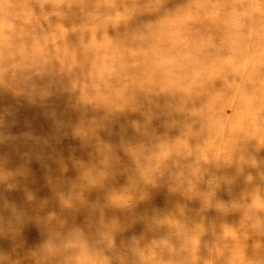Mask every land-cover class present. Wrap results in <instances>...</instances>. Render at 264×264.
Masks as SVG:
<instances>
[{
	"label": "rangeland",
	"instance_id": "rangeland-1",
	"mask_svg": "<svg viewBox=\"0 0 264 264\" xmlns=\"http://www.w3.org/2000/svg\"><path fill=\"white\" fill-rule=\"evenodd\" d=\"M31 82L46 93L35 102L20 94ZM92 120L105 125L99 135L121 169L132 166L121 142L144 143L134 150L137 172L158 183L135 209L144 219L115 237L117 248L138 239L136 264H248L264 250L250 220L264 219V0H0V180L15 174L0 198L29 215L60 214L49 179L69 193V158L95 155L72 131ZM126 185L118 173L105 191ZM103 197L94 190L89 203ZM130 199L127 190L114 196ZM105 211L106 221L125 222ZM155 212L171 215L163 222L184 234L181 246L147 231ZM62 218L87 230L83 210ZM21 239L14 258L42 237L28 223ZM0 249L12 242L0 238Z\"/></svg>",
	"mask_w": 264,
	"mask_h": 264
},
{
	"label": "clouds",
	"instance_id": "clouds-1",
	"mask_svg": "<svg viewBox=\"0 0 264 264\" xmlns=\"http://www.w3.org/2000/svg\"><path fill=\"white\" fill-rule=\"evenodd\" d=\"M20 94L26 95L31 102H35L37 96L46 95L32 82ZM98 125L100 123L92 120L85 127L82 121L72 131L73 138L78 139L82 147L92 148L95 155L90 153L88 161L77 159L75 156L69 158L77 173L75 181H67L69 193L65 195L63 184L53 185L52 180L49 179L53 194L60 204V214L53 212L43 217L29 215L26 210L19 208L14 202L0 198L3 199V203L0 204V238H7L12 242L10 252L0 249V264H136L133 241L138 239L133 237L127 245L122 244L120 248H117L115 237L118 233L127 231L137 219H144L136 216L135 209L139 203L150 198L148 187H158V183H145L137 172L134 150L144 143L121 142L119 152H122L132 165L121 169L122 161L117 148L103 141L99 135V132L107 130L105 125L103 123L102 126ZM133 127L140 131L134 125ZM78 129L86 131L87 136L77 135ZM3 139L4 137L0 136V142ZM59 163L62 173H66L67 165L63 160ZM118 173L126 176L127 185L120 188H109L105 191L106 185L113 181ZM13 175L15 174H12L6 181L0 180V184L5 185L9 191L15 187L14 184L9 183ZM94 190L104 192V205L98 201L89 203V194ZM126 190L131 197L128 204L117 203L114 196ZM169 191L176 193L170 189ZM70 198L71 207H65L64 200ZM29 199H34V197L29 195ZM106 209L119 210L126 214L125 222H121L116 216L106 221ZM82 210L88 215L87 230L75 224L68 226L66 219L62 218L66 211L75 214ZM97 215L98 220L93 225L92 218ZM169 216L171 215L167 213L155 212L147 221V231L155 233L157 238L169 245L179 247L183 244L185 236L163 222L165 217ZM174 218L186 222L182 216ZM250 220L252 221L251 231L264 235V219L250 215ZM28 223L34 224L39 229L42 239L39 244L27 249L22 257L15 256L14 258L16 250L23 246L22 230ZM248 264H264V250L255 249L254 254L251 257L248 256Z\"/></svg>",
	"mask_w": 264,
	"mask_h": 264
},
{
	"label": "bare ground",
	"instance_id": "bare-ground-1",
	"mask_svg": "<svg viewBox=\"0 0 264 264\" xmlns=\"http://www.w3.org/2000/svg\"><path fill=\"white\" fill-rule=\"evenodd\" d=\"M194 249V251H196V252H198V253H200V254H204V255H208V254H212V250H211V252H207V250L206 249H198V248H193ZM196 249V250H195ZM166 255H168V256H170V258H173V260H174V257L176 258V259H180L181 258V260H184L185 262H189V261H191L190 260V256L188 255V256H183V255H180V256H175V255H172V254H170V253H165ZM181 262V261H180Z\"/></svg>",
	"mask_w": 264,
	"mask_h": 264
}]
</instances>
